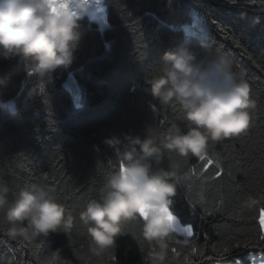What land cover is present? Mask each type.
I'll use <instances>...</instances> for the list:
<instances>
[{
	"label": "trees",
	"instance_id": "16d2710c",
	"mask_svg": "<svg viewBox=\"0 0 264 264\" xmlns=\"http://www.w3.org/2000/svg\"><path fill=\"white\" fill-rule=\"evenodd\" d=\"M102 1L107 26L84 15L73 63L57 69L46 85L26 61L0 55V74L8 78L0 85V182L13 191L26 182L43 184L74 216L70 232L29 244L10 239L0 218V264H152L142 219L128 222L116 247L97 256L79 213L119 166L105 137L143 138L151 129L159 141L173 124L187 130L179 106L153 100L145 81L155 74V62L182 44L210 52L222 48L233 67L246 73L256 108L249 129L211 144L205 161L167 151L162 161H153V168L171 166L184 178L171 210L193 229L192 236L169 238L167 264H252L264 257V5ZM201 40L210 47L202 49ZM71 75L77 95L66 85ZM209 158L213 164L204 167ZM249 196L255 204L247 202Z\"/></svg>",
	"mask_w": 264,
	"mask_h": 264
},
{
	"label": "clouds",
	"instance_id": "9594fccd",
	"mask_svg": "<svg viewBox=\"0 0 264 264\" xmlns=\"http://www.w3.org/2000/svg\"><path fill=\"white\" fill-rule=\"evenodd\" d=\"M245 2L264 5V0ZM92 6V0H0V55L26 61L30 73L46 85L57 69L73 63L80 21ZM200 43L202 49L210 47L208 40ZM154 66L155 74L145 77L151 97L163 105L177 104L187 130L173 124L159 141L151 129L143 138L130 133L105 137L120 163L106 177L98 198L80 211L79 220L87 228L91 251L102 256L127 234L126 224L140 218L143 238L153 245L152 264H167L169 238L180 231L171 205L184 178L171 166L153 168V161H162L166 151L207 158L211 144L249 129L256 100L246 73L233 67L222 48L210 52L182 44ZM7 83L0 74V85ZM247 202L255 204L256 199L249 196ZM0 218L8 237L22 244L74 227L72 212L38 182L15 191L0 182Z\"/></svg>",
	"mask_w": 264,
	"mask_h": 264
},
{
	"label": "bare ground",
	"instance_id": "6f19581e",
	"mask_svg": "<svg viewBox=\"0 0 264 264\" xmlns=\"http://www.w3.org/2000/svg\"><path fill=\"white\" fill-rule=\"evenodd\" d=\"M92 8L91 10L85 14V15H88L89 14V17L97 22L99 21L102 25H105L107 24V20H106V17H105V14L104 12L102 11V3H101V0H99V3L96 2V0H92ZM106 8V7H105ZM106 16H107V12H106ZM97 20V21H96ZM98 23V22H97ZM101 26V25H100ZM102 27V26H101ZM75 92H78V88L77 86L75 87L74 89V93ZM77 94V93H75Z\"/></svg>",
	"mask_w": 264,
	"mask_h": 264
},
{
	"label": "snow or ice",
	"instance_id": "6c2138e0",
	"mask_svg": "<svg viewBox=\"0 0 264 264\" xmlns=\"http://www.w3.org/2000/svg\"><path fill=\"white\" fill-rule=\"evenodd\" d=\"M96 2L99 3V0H96ZM253 2H255V0H253ZM200 159L202 161H205V158H203V157L200 158ZM212 164H213V161L209 158V159L206 160V163L203 166L204 167H207V166H210ZM219 174H220V172H217V175H219ZM259 220H260L261 225H264V211L261 212L260 217H259ZM192 234L193 233H192L191 227H188L187 235L191 236ZM173 251H175V250L173 249Z\"/></svg>",
	"mask_w": 264,
	"mask_h": 264
},
{
	"label": "rangeland",
	"instance_id": "374dc122",
	"mask_svg": "<svg viewBox=\"0 0 264 264\" xmlns=\"http://www.w3.org/2000/svg\"><path fill=\"white\" fill-rule=\"evenodd\" d=\"M101 3H102V11L104 12V14H105V11H104V8H105V4H104V1H102L101 0ZM105 10H106V8H105ZM89 15V14H88ZM105 17H106V15H105ZM97 21V20H96ZM98 23H99V25H101L102 27H104L105 25L107 26V24H105V25H102L99 21H97ZM105 26V27H106ZM75 93H78V92H75ZM175 216V215H174ZM176 217V216H175ZM176 219H177V221H179V219L176 217ZM180 222V221H179ZM183 226V225H182ZM234 264H241V262H237V263H234ZM252 264H264V257L263 256H261V257H259L258 259H255V260H253V263Z\"/></svg>",
	"mask_w": 264,
	"mask_h": 264
},
{
	"label": "water",
	"instance_id": "95a60500",
	"mask_svg": "<svg viewBox=\"0 0 264 264\" xmlns=\"http://www.w3.org/2000/svg\"><path fill=\"white\" fill-rule=\"evenodd\" d=\"M106 7V6H105ZM106 10H107V8H106ZM89 16V15H88ZM90 18V17H89ZM91 19V18H90ZM92 20V19H91ZM93 21V20H92ZM108 22V21H107ZM100 29H102L101 27H100ZM66 85H67V87L71 90V91H73L74 92V89H75V87L77 86V83H76V81H75V79L73 78V76L71 75L68 79H67V81H66ZM77 95V94H76Z\"/></svg>",
	"mask_w": 264,
	"mask_h": 264
},
{
	"label": "crops",
	"instance_id": "0c3cea01",
	"mask_svg": "<svg viewBox=\"0 0 264 264\" xmlns=\"http://www.w3.org/2000/svg\"><path fill=\"white\" fill-rule=\"evenodd\" d=\"M262 226H263V229H264V225H262ZM178 227L180 229L178 234L189 237V235H187V230H188V227H191V226H182V224L178 221ZM191 229H192V227H191ZM192 233H193V229H192Z\"/></svg>",
	"mask_w": 264,
	"mask_h": 264
}]
</instances>
